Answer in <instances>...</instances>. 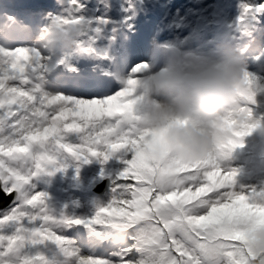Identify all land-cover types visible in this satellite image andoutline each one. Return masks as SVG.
<instances>
[{
	"label": "snow or ice",
	"instance_id": "snow-or-ice-1",
	"mask_svg": "<svg viewBox=\"0 0 264 264\" xmlns=\"http://www.w3.org/2000/svg\"><path fill=\"white\" fill-rule=\"evenodd\" d=\"M70 3L72 9L53 14L45 28L81 25L75 9L82 5L79 0ZM261 9L264 0H245L238 17L242 31L250 30ZM29 35L23 24H0V190L12 194L0 226L8 219L19 223L25 216L24 223L34 221L31 227L20 224L6 238L0 233V264H53L43 250L23 251L29 239L53 242L49 247L70 254L74 264H264V250L252 245V234L264 229V189L235 190L234 173L217 162L224 146L241 142L239 137L259 123L247 106L241 109L243 118H224L228 134L218 141L217 151L200 160L161 165L164 128H136L123 118L134 103L135 73L143 70L144 61L133 66L124 86L100 97L50 92L43 87L45 49ZM75 44L90 47L79 39ZM245 77L251 100L255 79L249 73ZM68 129L82 130L78 141L64 138ZM117 150L126 164L115 175L101 169L102 176L111 177V198L87 220L128 229L132 243L113 261L72 246L61 225L82 218L49 215L41 204L42 193L27 182L45 165L62 167L69 157L93 154L106 159ZM173 173L179 179L166 181ZM133 248L140 252L134 260L127 255Z\"/></svg>",
	"mask_w": 264,
	"mask_h": 264
},
{
	"label": "rangeland",
	"instance_id": "rangeland-1",
	"mask_svg": "<svg viewBox=\"0 0 264 264\" xmlns=\"http://www.w3.org/2000/svg\"><path fill=\"white\" fill-rule=\"evenodd\" d=\"M37 1L38 0H19L23 13L19 14L15 12L18 16H21V19L35 23L40 31L44 29L53 14H62L72 9L70 0H48L45 3L49 4V6L45 4L40 6L37 4ZM152 1L153 0H79L82 6L75 9V11L76 14L82 17L83 23L80 25L81 29L83 26L85 29L84 31L81 30L77 39L84 41L85 45L92 44L99 49L110 52L114 51L113 53L118 59L121 52L120 42L113 45L111 49L107 47V40L113 38L111 34L115 31V29H112V33L110 32L111 24L114 20H120L121 18L127 19V17H129L128 22H133L135 28L137 30L140 28V30L131 34L123 30L122 39L123 41L132 42L136 35H140L144 39L143 48L145 53L137 52L130 58L127 69L124 72L127 78L137 62L147 61L150 57L155 55L154 48L152 47H154L158 41L155 38L154 32L163 24L170 28H175L176 35L160 42L173 40L185 45H191L201 38L203 32L208 33V36L202 39V43H206V40H209L211 34H209L210 29L206 25L208 21L211 23L218 22L221 18H224L227 19V21L233 22L232 31L237 32L238 38L233 40L230 36H220L217 38V41H226L233 45L240 46L249 42L250 39H253L251 42L252 48H250V50H253L252 53L244 55L243 52L247 48H243L242 52V55H244L250 63L246 66L248 72L256 81L253 85V98L251 100H246L245 104L251 110V119H258L259 123L250 131L239 137L241 142L224 146L222 154L217 157V162L222 170L232 171L234 173L233 188L235 190L264 189V39L258 40L261 48H259L257 41L254 40L260 35V32H262L264 36V9L255 12L256 18L251 21L250 30L245 32L241 30L238 23V17L240 16L242 4L245 3V0H205L204 3H201V0H183L181 3H177L175 0H162L165 8L163 7V9L158 12L159 17L158 21L155 22L154 32L150 33L151 21L145 13L143 14V10H140L138 15L134 12L140 8V5L151 6ZM6 2H8V0H6ZM249 2L258 4L259 0H249ZM5 4L6 3L3 5ZM201 6L203 7L201 8ZM1 8L5 10L8 9L7 7ZM24 12H26V14H24ZM256 28L260 31L257 32L255 30ZM117 32L119 33L120 31ZM109 44H111V42ZM82 48L83 47H79L75 44L70 49L63 51L59 50L58 53H46L47 68L44 72L52 71L55 73V75H50L53 76V78H50V81L47 80V82L43 84L46 90L50 92L60 91L56 88V85H58L56 80L61 79L60 73L62 70L64 71L65 67H78L81 61L87 59V56L81 53ZM128 49L130 48H127V50ZM75 50L77 51L74 52ZM61 57L63 59H60ZM59 59L61 62L55 63ZM119 61L122 63V57L119 58ZM57 68L61 71L57 72ZM120 87H115V90ZM73 96L89 97L83 95ZM95 96H97V94H93L92 97ZM253 108L261 111V114L254 115L252 113ZM64 138L72 139L69 133H66ZM91 156L94 160L89 159L85 161L84 158L69 157L62 167L58 165H45L39 170H36L34 174L30 175L27 184L42 193L41 204L44 208H46L47 202L49 201L53 207H57L61 215H65L67 210L71 208L69 200H73L72 208L77 214L81 213L80 205H85L87 203L88 205L83 208L84 215L81 216V222L68 221V224L64 223L66 226H61L62 233L70 238L71 245L78 249L80 253L86 254L95 252L115 261L117 259L116 253L125 245L132 243V236L128 233V229L125 228L124 239L117 240L112 236V232L115 228L107 221H93L94 226L92 223H87V220L96 214L97 207L103 205L111 198V187L105 195H97L87 188H92V184L102 178L100 174L101 169L115 175L118 169L125 166L126 161L118 159L119 150L114 151L106 159H102L95 154ZM105 176L109 175H103V177ZM109 178L111 180L110 176ZM51 185L56 187L59 191L56 196L51 195L48 191ZM6 210L7 209L1 210L0 214L7 215ZM25 221H27L26 216L21 218L19 223L15 219H8L0 226V233H4L6 238L7 235L16 233L20 224H23L24 227H31L34 224V221L24 223ZM98 232L100 233V237L97 234ZM52 243L53 242L48 240H36L33 242L29 239L24 242L23 251L32 253L40 249L45 251L48 255H51L53 249L49 247V245ZM127 255L134 260L140 256V252L133 248Z\"/></svg>",
	"mask_w": 264,
	"mask_h": 264
},
{
	"label": "clouds",
	"instance_id": "clouds-1",
	"mask_svg": "<svg viewBox=\"0 0 264 264\" xmlns=\"http://www.w3.org/2000/svg\"><path fill=\"white\" fill-rule=\"evenodd\" d=\"M80 28L53 24L33 39L41 48L63 51L75 45ZM244 47L247 44L226 41L209 47L173 40L154 45L155 55L144 61L136 77L134 103L123 118L136 128H164L166 152L161 165L192 162L217 151L218 141L228 134L224 118L244 117L241 109L250 90ZM178 179L174 173L166 177V181ZM112 236L124 239V228H115ZM252 245L264 250V229L252 234ZM50 256L53 264H74L63 251L53 250Z\"/></svg>",
	"mask_w": 264,
	"mask_h": 264
},
{
	"label": "bare ground",
	"instance_id": "bare-ground-1",
	"mask_svg": "<svg viewBox=\"0 0 264 264\" xmlns=\"http://www.w3.org/2000/svg\"><path fill=\"white\" fill-rule=\"evenodd\" d=\"M9 1H11V2H13L14 0H9ZM189 1V0H188ZM4 3H7L6 2V0H0V7H2L3 6V4ZM38 5H40V6H43L44 4L45 5H47V6H49V4H47V3H37ZM14 6H15V8L13 7V8H11V9H13L14 11H16V12H18L19 14L20 13H23V11H22V7H16V4L14 3ZM37 6V5H36ZM203 6H201V8H202ZM24 14H26V12H24ZM19 18H21V16H19ZM38 23V22H37ZM206 25L211 29V31H212V34H211V37H212V42H217V38L218 37H220V36H222V37H226V36H230V37H232L233 38V40L234 39H237V32L236 31H232V26H233V22H230V21H227V19H224V18H221L218 22H216V23H210V22H207L206 23ZM34 29H36V28H34ZM38 29V28H37ZM36 29V30H37ZM114 34H116L115 32H114ZM262 37H263V35H259L257 38H255L254 40H256V41H258V40H261L262 39ZM124 42H126V41H124ZM211 42V43H212ZM198 44H200V45H202L203 47H205L204 46V44L202 43H198ZM207 44H210V43H207ZM128 45L130 46V49H126V50H124L123 51V47H122V49H121V52H120V55H119V58L120 57H122V63L120 64V66H118L119 67V69H120V71L121 72H125L126 71V69H127V66H128V62H129V60H130V58L133 56V54H135V53H137V52H140V53H145L144 52V48H143V39H140V40H136L133 44H131V43H128ZM235 45V44H234ZM152 48H154V47H152ZM45 51H46V53L47 54H51V53H53V51H51V50H48V49H45ZM59 52V50H56L55 51V53H58ZM246 58V57H245ZM246 60H247V62L249 63V60L246 58ZM61 62V60L59 59V60H57L55 63H60ZM250 64V63H249ZM50 75H55V73L54 72H52V71H50V72H44V74H43V84L44 83H46L47 82V80H49L50 81V78L51 77H53V76H50ZM115 87V86H114ZM101 96H102V94L101 93H99ZM254 111V109H252V112ZM82 134V133H81ZM80 137V136H79ZM79 137H78V140H79ZM88 159H91V158H89L88 157ZM48 191H49V193L51 194V195H53V196H56L57 195V193H59V191L57 190V188L56 187H53L52 185L48 188ZM69 205L71 206V208H69L68 210H67V212L65 213V215H61L60 213H59V211H58V209H57V207L55 208V207H53L51 204H50V202L48 201L47 202V206H46V211L48 212V214L49 215H51V216H53V217H61V216H63V217H73V216H79V217H81V216H83L84 215V211H83V208H85L86 207V205H88L87 203L85 204V205H80V207H81V213H76L75 211H73V208H72V205H73V200H69ZM65 223H67L68 224V220H66L65 221ZM62 227H65L66 225L63 223L62 225H61Z\"/></svg>",
	"mask_w": 264,
	"mask_h": 264
},
{
	"label": "water",
	"instance_id": "water-1",
	"mask_svg": "<svg viewBox=\"0 0 264 264\" xmlns=\"http://www.w3.org/2000/svg\"><path fill=\"white\" fill-rule=\"evenodd\" d=\"M109 182L108 178H104L93 187V190L97 192V194H105L109 189ZM11 195L12 194H5L3 190H0V208L4 209V207L9 204Z\"/></svg>",
	"mask_w": 264,
	"mask_h": 264
}]
</instances>
